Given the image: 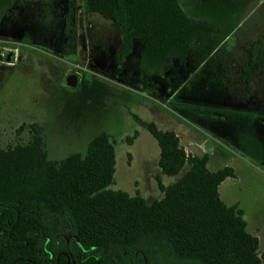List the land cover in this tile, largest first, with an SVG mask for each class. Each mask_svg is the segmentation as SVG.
<instances>
[{
  "label": "rangeland",
  "instance_id": "obj_1",
  "mask_svg": "<svg viewBox=\"0 0 264 264\" xmlns=\"http://www.w3.org/2000/svg\"><path fill=\"white\" fill-rule=\"evenodd\" d=\"M179 2L217 32L206 47L190 48L187 63L152 72L140 62L143 42L135 40L121 58L122 26L89 12L85 0H10L0 13V148L28 143L30 126L38 123L49 158L60 160L86 153L105 131L116 152L110 188L152 202L164 194L158 176L169 186L189 168L173 176L161 172L158 142L137 119L154 122L175 131L188 153L191 145L208 153L211 171L235 169V177L220 184V197L243 209L262 254L264 66L251 86L242 70L246 46L264 38V0ZM71 73L78 74L76 86L67 84ZM224 77L241 81L238 90Z\"/></svg>",
  "mask_w": 264,
  "mask_h": 264
},
{
  "label": "trees",
  "instance_id": "obj_2",
  "mask_svg": "<svg viewBox=\"0 0 264 264\" xmlns=\"http://www.w3.org/2000/svg\"><path fill=\"white\" fill-rule=\"evenodd\" d=\"M85 4L122 26L121 58L135 40L143 42L140 62L152 72L185 62L189 49L204 47L218 29L188 15L179 0ZM9 6L0 0V13ZM245 52L242 78L250 82L264 66V38ZM137 122L158 142L162 173L178 175L189 165L169 186L158 176L164 194L152 202L110 188L116 152L105 131L86 153L60 160L49 158L38 123L31 124L28 143L0 148V264H262L259 237L248 230L243 209L220 197V184L235 169L211 171L208 153H188L175 131Z\"/></svg>",
  "mask_w": 264,
  "mask_h": 264
},
{
  "label": "water",
  "instance_id": "obj_3",
  "mask_svg": "<svg viewBox=\"0 0 264 264\" xmlns=\"http://www.w3.org/2000/svg\"><path fill=\"white\" fill-rule=\"evenodd\" d=\"M7 58L10 59V56H8ZM78 78V74L76 73L69 74L67 76V84L70 86H76L78 84ZM190 150L198 156L204 155V151L196 145H191Z\"/></svg>",
  "mask_w": 264,
  "mask_h": 264
},
{
  "label": "crops",
  "instance_id": "obj_4",
  "mask_svg": "<svg viewBox=\"0 0 264 264\" xmlns=\"http://www.w3.org/2000/svg\"><path fill=\"white\" fill-rule=\"evenodd\" d=\"M209 42V41H208ZM208 44V43H207ZM207 44L204 46V47H206L207 46ZM204 47H199V48H204ZM190 50V49H189ZM189 55H190V51L188 52V56H187V59H186V63L189 61ZM176 62H178V61H175L174 63H176ZM185 62H183L184 64H185ZM181 65H183V64H181ZM198 67H199V65L198 66H196L194 69H193V73H194V71H196L197 69H198ZM257 75V74H256ZM255 77V76H254ZM233 79V78H232ZM225 80H227V82L228 83H230V85L234 88V90H238V84H240L241 83V81H237V79L235 80V79H233V80H231V82H229V80L228 79H226L225 77H224V79H223V81H225ZM253 80H254V78L250 81V82H247V84L248 85H252V83H253ZM252 233V232H251ZM253 234H255V233H253ZM255 235H257V234H255ZM258 237H259V235H257ZM259 240H260V243H261V239H260V237H259ZM259 253H260V251H261V249H260V245H259ZM262 262H263V259H262Z\"/></svg>",
  "mask_w": 264,
  "mask_h": 264
}]
</instances>
